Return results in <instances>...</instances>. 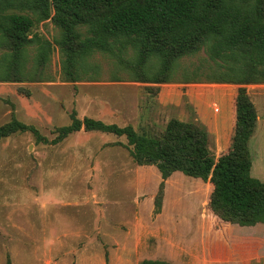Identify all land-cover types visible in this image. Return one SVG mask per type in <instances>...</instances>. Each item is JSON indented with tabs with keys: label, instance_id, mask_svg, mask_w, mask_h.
Segmentation results:
<instances>
[{
	"label": "rangeland",
	"instance_id": "374dc122",
	"mask_svg": "<svg viewBox=\"0 0 264 264\" xmlns=\"http://www.w3.org/2000/svg\"><path fill=\"white\" fill-rule=\"evenodd\" d=\"M35 32L52 42L60 36L51 22ZM34 55L31 47L29 58ZM91 62L99 67L97 81L66 82L56 47L46 81L0 82V126L16 118L50 142L58 128L71 123L74 111L79 119L131 125L138 133L153 136L161 135L175 118L204 125L217 159L228 152L238 86L206 80L215 63L205 50L182 58L174 76L177 83L159 86L158 93L150 90L154 85L131 81L116 59L97 53ZM185 73L196 74L201 81L180 83ZM247 91L258 112L250 142L251 175L264 182V84L249 85ZM130 151L126 137L85 130L57 145L38 142L31 132L2 140L0 264H140L165 260L170 236L177 240L194 232L198 236L199 228H191L186 218L197 212L202 217L209 208L212 185L174 173L158 214L160 172L155 166L137 165ZM207 215L211 230L219 219L213 220L208 211ZM229 237L236 248L222 264L244 259L264 264V224L232 225Z\"/></svg>",
	"mask_w": 264,
	"mask_h": 264
},
{
	"label": "trees",
	"instance_id": "16d2710c",
	"mask_svg": "<svg viewBox=\"0 0 264 264\" xmlns=\"http://www.w3.org/2000/svg\"><path fill=\"white\" fill-rule=\"evenodd\" d=\"M46 22L60 30L53 42L35 32ZM31 47L34 59L29 58ZM56 47L66 82L97 81L99 67L91 58L102 53L116 59L131 81L154 85L150 90L156 93L158 85L177 83L182 58L205 50L215 63L206 80L238 86L228 152L217 159L207 128L198 122L174 118L161 135L153 136L131 125L79 119L75 111L71 123L58 128L50 142L16 118L0 126V142L27 132L53 145L81 130L126 137L134 162L160 172L156 213L162 210L166 181L181 172L212 185L208 207L221 221L241 227L264 224V182L251 175L250 142L258 112L247 91L249 85L264 84V0H0V82L46 81ZM130 54L133 59L127 58ZM200 81L185 73L180 83Z\"/></svg>",
	"mask_w": 264,
	"mask_h": 264
},
{
	"label": "crops",
	"instance_id": "0c3cea01",
	"mask_svg": "<svg viewBox=\"0 0 264 264\" xmlns=\"http://www.w3.org/2000/svg\"><path fill=\"white\" fill-rule=\"evenodd\" d=\"M163 102V96H161L160 103ZM169 179L166 181V185H169ZM207 211L211 213L210 209L206 208L202 217L198 215L197 212L195 213L196 215H194L195 217L191 219L186 218V223H188L191 228L193 226L199 228L198 236H196L194 232V234L190 233L187 238H181V240H177L173 236L166 239L167 242L164 250L166 258L161 261H165L169 264H222V262H226V256H229L230 251L236 248L235 239L232 240L231 237L226 238V234L230 236V229L232 225L236 224H228L219 219V221L214 223V228L209 230L207 224H209L210 221H208ZM211 216L213 220H218L212 213ZM202 224H204L203 228ZM240 246L244 249L248 247L243 246L241 243ZM244 260H241L239 264H248V261Z\"/></svg>",
	"mask_w": 264,
	"mask_h": 264
}]
</instances>
